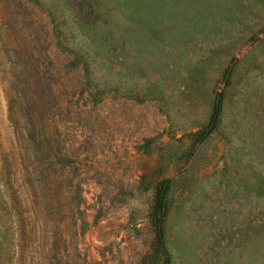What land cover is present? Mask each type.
<instances>
[{
  "label": "rangeland",
  "instance_id": "obj_1",
  "mask_svg": "<svg viewBox=\"0 0 264 264\" xmlns=\"http://www.w3.org/2000/svg\"><path fill=\"white\" fill-rule=\"evenodd\" d=\"M0 264H264V0H0Z\"/></svg>",
  "mask_w": 264,
  "mask_h": 264
},
{
  "label": "trees",
  "instance_id": "obj_2",
  "mask_svg": "<svg viewBox=\"0 0 264 264\" xmlns=\"http://www.w3.org/2000/svg\"><path fill=\"white\" fill-rule=\"evenodd\" d=\"M84 65H87V63H84ZM217 98L218 101L216 100ZM220 105H221V95H217L213 102L212 113H211L212 120L209 126H213L214 120L218 117ZM207 133H208V129L200 128L196 130L194 134L196 135L197 139H200L205 137ZM163 199H164V188H161L155 199L152 221L154 224L156 242L161 248L162 252L166 253V246H165L164 234H163V215H164Z\"/></svg>",
  "mask_w": 264,
  "mask_h": 264
},
{
  "label": "water",
  "instance_id": "obj_3",
  "mask_svg": "<svg viewBox=\"0 0 264 264\" xmlns=\"http://www.w3.org/2000/svg\"><path fill=\"white\" fill-rule=\"evenodd\" d=\"M229 72H230V69H228L226 76L229 74ZM216 100L218 101V98Z\"/></svg>",
  "mask_w": 264,
  "mask_h": 264
}]
</instances>
